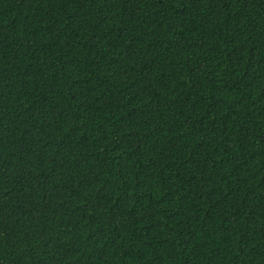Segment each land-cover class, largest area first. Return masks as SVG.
I'll use <instances>...</instances> for the list:
<instances>
[{
	"label": "trees",
	"instance_id": "trees-1",
	"mask_svg": "<svg viewBox=\"0 0 264 264\" xmlns=\"http://www.w3.org/2000/svg\"><path fill=\"white\" fill-rule=\"evenodd\" d=\"M0 264H264V0H0Z\"/></svg>",
	"mask_w": 264,
	"mask_h": 264
}]
</instances>
